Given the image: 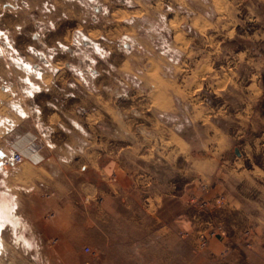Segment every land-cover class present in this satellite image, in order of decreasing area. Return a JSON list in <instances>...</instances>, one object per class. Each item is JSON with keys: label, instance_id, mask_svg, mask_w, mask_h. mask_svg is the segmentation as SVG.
Here are the masks:
<instances>
[{"label": "rangeland", "instance_id": "rangeland-1", "mask_svg": "<svg viewBox=\"0 0 264 264\" xmlns=\"http://www.w3.org/2000/svg\"><path fill=\"white\" fill-rule=\"evenodd\" d=\"M125 1L132 6L137 3L134 0H0V153H5L2 149L9 148L21 136L23 127L37 134L34 128L37 122L21 120L22 83L28 77L31 80L36 77L24 73L25 70L56 66L65 69L69 65L71 69H109L112 58L106 60L105 51L109 46L117 57L118 43L106 39L90 43L86 34L101 35L90 30L106 23V28L111 30L107 35L110 39L112 33L119 35L117 21L113 20L119 15L112 8H120ZM182 1L142 0L145 7L142 34H150L152 27L157 49H165L169 41L166 22L172 17V22L179 20L181 13L186 15L181 9ZM246 31L249 29L243 26L238 32L244 35ZM230 48L237 52L253 49L255 57L244 58L239 54L234 58L232 54V63L224 57L215 62L231 64L232 69H210L206 64L196 69L195 59L188 58L184 104L167 121L183 136L184 152L174 154L172 172L169 165L166 169L160 160L155 162L153 155L144 156L147 162L142 164L137 177L158 178L160 185L148 186L146 191L126 187L124 200L111 203V216L99 214V203L84 196L73 201H47L41 195L39 200L28 201L30 187L25 186V179H38V176L25 154L21 165L0 167V207L4 201L15 207L14 216L8 214L11 218L3 222L0 231V264H74L75 254L82 258L77 264L83 261L143 264L147 260L162 264H261L242 241L232 242L220 254H213L210 239L215 236L216 228L199 227L201 220L212 217L215 206L225 202L223 196L212 198L215 185L220 186L222 179L231 174L237 183V165L230 163L257 165L264 170V46L237 37L232 44H226V49ZM176 95L178 105L182 96L179 92ZM25 103L28 109V101ZM55 135L52 140L56 144L68 143L69 133ZM135 141L133 136L121 140L111 137L112 146H129ZM166 177L168 182L170 178L173 181V192L167 200L164 194L171 193V187L164 186ZM21 185L23 190L13 187ZM159 193L163 194L162 200L150 199ZM34 213L40 214L34 217ZM44 232L48 239H44ZM85 247L92 254L86 253ZM62 252L65 257L59 258Z\"/></svg>", "mask_w": 264, "mask_h": 264}, {"label": "crops", "instance_id": "crops-1", "mask_svg": "<svg viewBox=\"0 0 264 264\" xmlns=\"http://www.w3.org/2000/svg\"><path fill=\"white\" fill-rule=\"evenodd\" d=\"M126 2L120 8H112L119 15L113 19L117 21L119 35L112 33L113 39H110L107 35L111 30L106 28V23L90 30L101 35L86 34L90 43L97 44L104 39L118 43L117 57L109 46L105 51V59L112 58L109 69H71V65L61 69L55 65L53 69L24 72L36 77L33 80L28 77L22 83L21 120L37 122L34 125L37 134L23 127L21 136L2 150L5 153L21 150L29 164L36 167L38 179H25V186L30 187L28 201L39 200L41 195L47 201H73L84 196L99 203L98 213L108 217L113 213L111 203L124 200L126 187L146 191L148 186L160 185L158 178L145 179L136 174L142 172L146 155L156 157L155 162L160 160L166 169L169 165L172 172L174 154L184 152L183 136L167 121L184 104L188 58L195 59L196 69H202L205 64L210 69H232L231 64L215 62L224 57L232 63V54L234 58L239 54L254 58L255 54L249 48L243 52L226 49V44L242 37L264 46V0H183L181 9L187 16L181 13V20L172 22V17L166 22L170 38L163 50L156 48L152 27L150 34H142L145 19L142 0H134L137 5L133 6ZM243 26L249 31L241 35L238 31ZM177 92L182 96V103L178 105L175 103ZM63 132L69 133L68 143L56 144L52 137ZM115 136L119 140L133 136L136 141L129 146H112L111 137ZM235 150L239 157V151ZM236 165L237 183L231 174L222 179L220 186L215 185L220 188L219 191L214 188L212 198L223 196L225 202L215 206L211 212L213 218H204L199 227L216 228L215 236L210 239L213 254H220L232 242L242 241L249 253L264 264V170L257 165L245 167L240 162L230 163V166ZM53 179L51 183L49 180ZM163 184L171 187V193L164 194L167 200L173 192V181L170 178L168 182L166 177ZM22 186L13 187L23 190ZM153 195L156 198L150 199L163 198L162 193ZM36 214L33 216L38 217L40 213ZM89 226L93 228V224ZM46 234L44 239L49 237ZM58 256L65 257V254ZM81 259L75 254L73 263ZM143 264L162 263L147 260Z\"/></svg>", "mask_w": 264, "mask_h": 264}, {"label": "built area", "instance_id": "built-area-1", "mask_svg": "<svg viewBox=\"0 0 264 264\" xmlns=\"http://www.w3.org/2000/svg\"><path fill=\"white\" fill-rule=\"evenodd\" d=\"M25 161V155L20 151H11L9 153H0V167L12 168L21 165ZM85 252L92 254L88 247H85ZM80 264H90L89 261H83Z\"/></svg>", "mask_w": 264, "mask_h": 264}, {"label": "bare ground", "instance_id": "bare-ground-1", "mask_svg": "<svg viewBox=\"0 0 264 264\" xmlns=\"http://www.w3.org/2000/svg\"><path fill=\"white\" fill-rule=\"evenodd\" d=\"M15 209L14 204L3 202L2 206L0 207V231L2 229L3 222L5 220H9L13 215V210ZM8 214H10V218H8Z\"/></svg>", "mask_w": 264, "mask_h": 264}, {"label": "water", "instance_id": "water-1", "mask_svg": "<svg viewBox=\"0 0 264 264\" xmlns=\"http://www.w3.org/2000/svg\"><path fill=\"white\" fill-rule=\"evenodd\" d=\"M236 153H237V151H236Z\"/></svg>", "mask_w": 264, "mask_h": 264}]
</instances>
